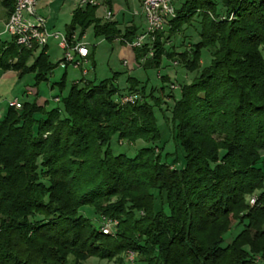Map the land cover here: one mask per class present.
<instances>
[{
	"label": "trees",
	"instance_id": "trees-1",
	"mask_svg": "<svg viewBox=\"0 0 264 264\" xmlns=\"http://www.w3.org/2000/svg\"><path fill=\"white\" fill-rule=\"evenodd\" d=\"M113 1L103 0L110 12ZM13 2H2L8 13ZM98 7L73 11L70 45L77 27L83 34L92 25L95 37L122 46L145 31L133 20L121 27L96 18ZM174 10L155 43L131 49L143 70L165 59L195 73L191 82L171 87L159 73L158 88L128 77L121 89L117 73L81 79L56 107L33 100L0 116V264H126L127 251L134 264H256L264 256V0H180ZM194 19L188 49L164 47ZM204 50L211 59L200 69ZM58 65L47 47L0 39L2 72L21 79L36 71V86ZM167 88L179 91L167 94L170 142L155 115ZM123 95L137 99L121 104ZM112 141L143 146L116 153ZM170 143L183 153L180 167L175 152L161 151ZM87 207L100 222L118 221L112 235L82 214ZM232 221L239 229L225 244Z\"/></svg>",
	"mask_w": 264,
	"mask_h": 264
},
{
	"label": "rangeland",
	"instance_id": "rangeland-1",
	"mask_svg": "<svg viewBox=\"0 0 264 264\" xmlns=\"http://www.w3.org/2000/svg\"><path fill=\"white\" fill-rule=\"evenodd\" d=\"M98 3L99 7L95 11V17L98 19H103L105 13L107 11V7L103 4V0H94ZM143 1L140 0H114L112 10L114 14L118 11L123 10L124 16H127L128 23L126 20L125 24H130L133 20L134 23L139 24L142 28L146 27V23L144 21V4ZM180 0H173L172 5L178 4ZM73 4H71L67 0H37L36 9L37 12L46 18V28L49 32L57 31L61 34L66 35V28L71 24L73 11L76 9ZM223 13L224 10L220 9ZM137 12V13H135ZM116 18V17H115ZM197 19H194L192 23L184 27L181 33L174 36L169 43L165 44V48L169 46L177 49L181 52L184 48L188 49V39L192 42L195 40V28L197 26ZM3 25L0 23V31H3ZM159 33V32H158ZM80 28H75L74 30V42L85 44L89 50V60L87 64H82L81 68L75 69L72 66H68L66 69H62L57 66L50 74H48L46 81L40 82L37 86L39 90V97L46 99L48 104L46 105V109H51L60 105L55 100V97H63L65 96L72 83L76 80H81L82 75L80 69H87L88 74L85 79L89 81H94L95 83L107 79V77H111L113 74L117 73L118 86L123 89L127 86V78H136L141 82L146 81L147 88L157 87L160 85L158 74L160 73L163 76H168L169 81L167 84L169 86H180L185 83L191 82L195 73L186 72L182 67V64H173L172 61H167L162 59V65L159 69H150L143 70L139 64H136L134 59V53L130 46H122L117 41L109 42L102 37H95L93 26L90 25L85 29V32L82 34ZM157 34V33H156ZM156 34L154 35V43L156 39ZM190 36V37H189ZM7 35H3L1 39H7ZM169 44V45H168ZM155 45V44H154ZM151 46V45H149ZM152 47V46H151ZM153 48V47H152ZM150 49L149 55L152 56L153 49ZM47 55L50 63L56 64L63 57V51L59 49L58 42L56 40H50L47 47ZM211 57L209 51H203L202 59H201V68L207 66L209 64ZM125 63V64H124ZM172 63V65H171ZM170 65V66H169ZM167 66V67H166ZM36 71L31 72L21 79H10L3 78L0 79V101H4L0 104V107L3 108V115L7 109V102L9 100H13L14 98L19 99L21 103L33 101V96L27 95L25 92V87H35V77ZM65 74V78L63 81V86L59 85L63 75ZM163 84V82L161 83ZM156 88V89H157ZM168 90V91H167ZM174 89L167 88L164 92L166 103L162 104V108L160 111L156 109L155 115L157 118V124L163 132V136L168 138L169 142L171 141V133H172V124L170 122V112L172 106V99H168L167 94L171 93ZM175 92L176 97L179 95V91ZM157 94L155 93V96ZM168 113L167 115H164ZM166 116V120L161 117ZM143 146V142L137 141L132 143V145H128L125 142L122 145H118L116 141H112L111 147L116 152H129L133 154L137 149ZM160 147L158 149L160 150ZM162 153L168 152V154L173 153L177 159V165L181 166L183 153L182 151L175 147L170 143V147L161 150ZM172 161V158L170 159ZM45 182L46 180L43 179ZM255 195L251 196L248 200L250 205L251 198H254ZM114 201V199H111ZM252 206V205H250ZM82 214L87 216L95 225H101L100 219L98 216H95L90 208H84ZM102 219V218H101ZM109 220L108 218H105ZM117 222L116 219H111ZM117 225L115 229L117 228ZM238 225L236 221L231 222V227L229 233L224 237V243L227 244L231 241V239L238 232ZM111 235V234H110ZM108 236V235H105ZM133 257L134 253L127 251L123 255V261L126 264H129L128 257ZM256 264H264V256L257 255L256 256ZM130 259V258H129ZM83 264H118L116 258L111 260L97 259V258H88ZM134 264V262H133Z\"/></svg>",
	"mask_w": 264,
	"mask_h": 264
},
{
	"label": "built area",
	"instance_id": "built-area-1",
	"mask_svg": "<svg viewBox=\"0 0 264 264\" xmlns=\"http://www.w3.org/2000/svg\"><path fill=\"white\" fill-rule=\"evenodd\" d=\"M173 0H144V20L145 31L138 36L130 47H140L146 40L152 42L154 35L164 29L166 21L175 16L172 5ZM37 0H14L12 11L4 24L3 33L11 38L17 46L24 49L47 47L50 40H56L58 47L63 51V57L59 61V67L66 69L72 66L75 69L81 68L82 64L88 63L89 50L85 44L74 42L70 45L66 35L57 31L49 32L46 28V18L41 16L36 9ZM86 5H98L94 0H77V7L83 8ZM137 13V12H135ZM112 12L106 11L104 19H112ZM125 64V63H124ZM82 78L88 74L87 69H80ZM31 91H28L30 94ZM137 97L123 95L118 98L121 104H133ZM57 101V99H55ZM7 107L16 110L21 108V103L17 100L7 102ZM255 204V198H251L250 205ZM117 222L114 220L101 219L100 231L103 235H112ZM130 258V259H129ZM129 264H133V257H128Z\"/></svg>",
	"mask_w": 264,
	"mask_h": 264
},
{
	"label": "crops",
	"instance_id": "crops-1",
	"mask_svg": "<svg viewBox=\"0 0 264 264\" xmlns=\"http://www.w3.org/2000/svg\"><path fill=\"white\" fill-rule=\"evenodd\" d=\"M67 1H69L71 4H73L75 7H77V0H67ZM2 2H3V0H0V23H2V25H3V28H4V24H5V22H6V20H7V18H8V16H9V13H8V11H7V9L6 8H4V6L2 5ZM108 11V10H107ZM123 10H120V11H118L116 14H114V11L112 10V20L113 21H117V22H119L120 23V25H121V27H123V26H127L128 24H125L124 25V21L126 20V22L128 23V21H130V20H127V16H124V14H123ZM116 17V18H115ZM4 35V33H3V31H0V39H1V37ZM8 37V36H7ZM9 38V37H8ZM7 38V39H8ZM47 47H48V45H47ZM88 60H89V56H88ZM3 78H12V79H18V77H17V74H16V72H13V71H6V72H2V71H0V79H3ZM107 78H109V77H107ZM86 80V79H85ZM78 80H76V81H74V82H77ZM87 81H89V80H87ZM73 82V83H74ZM72 83V84H73ZM28 91H31L30 92V94H28ZM24 93H26L27 95H29V96H33V100H35L36 101V103H37V105H39V106H43V105H47L48 104V101L46 100V99H43V98H41V97H39V90H38V88H37V86H35V87H30V86H27V87H25V92ZM14 99H17V98H14ZM13 99V100H14ZM56 98H54L53 100H55ZM18 101H19V99H17ZM9 101H11V100H9ZM4 101L2 100V101H0V104H2ZM20 102V101H19ZM31 102V101H30ZM21 103V102H20ZM7 105V104H6ZM4 111H3V108H1L0 107V116H1V114L3 113Z\"/></svg>",
	"mask_w": 264,
	"mask_h": 264
}]
</instances>
